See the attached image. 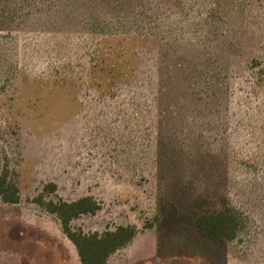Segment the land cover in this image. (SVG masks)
<instances>
[{
  "label": "rangeland",
  "instance_id": "obj_1",
  "mask_svg": "<svg viewBox=\"0 0 264 264\" xmlns=\"http://www.w3.org/2000/svg\"><path fill=\"white\" fill-rule=\"evenodd\" d=\"M4 167L0 264H81L41 200L84 196L73 230L136 228L105 264H264V0H0Z\"/></svg>",
  "mask_w": 264,
  "mask_h": 264
},
{
  "label": "trees",
  "instance_id": "obj_2",
  "mask_svg": "<svg viewBox=\"0 0 264 264\" xmlns=\"http://www.w3.org/2000/svg\"><path fill=\"white\" fill-rule=\"evenodd\" d=\"M46 188L55 190L56 186L49 183ZM0 198L9 203H16L20 199L18 187L9 180L5 167L0 173ZM41 202L47 210L59 217L64 233L76 247L81 264H105L108 257L130 241L136 233V228L132 225H119L103 233L73 230L70 221L74 217L84 212H94L99 208V204L92 196L80 197L73 201L41 200ZM194 221L204 236L215 242L224 243L237 238L244 226L245 215L236 206L227 204L217 211L198 214Z\"/></svg>",
  "mask_w": 264,
  "mask_h": 264
}]
</instances>
